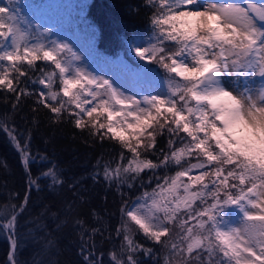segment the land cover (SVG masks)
Wrapping results in <instances>:
<instances>
[{
	"label": "snow or ice",
	"instance_id": "obj_1",
	"mask_svg": "<svg viewBox=\"0 0 264 264\" xmlns=\"http://www.w3.org/2000/svg\"><path fill=\"white\" fill-rule=\"evenodd\" d=\"M152 7L156 42L133 51L148 61L156 78L152 64L165 70L167 94H152L155 89L148 86L151 90L146 95L142 90L139 98L125 95L128 90L121 91L114 81L75 64L81 57L68 44L51 39L48 28L33 27L13 7H0V91L6 100L8 93L14 96L13 111L22 97L38 93L35 103L55 119L67 113L75 127L126 149L120 152L126 163L104 165L106 181L136 180L145 170L155 177L158 168L178 166L175 175L162 182L157 178L155 188L135 206L121 207L115 233L122 240L109 253L112 264H139L138 253L152 255V249L133 239L137 231L167 250L164 264H264V3L152 0ZM40 60L54 68L40 67L33 77ZM57 80L60 87L54 90ZM29 84L42 87L29 91ZM0 130L27 157L28 141L21 145L7 120L0 121ZM165 131L168 151L161 149L163 158L154 162L146 153L155 154L156 137ZM41 175L50 186L63 183L54 166ZM38 180L29 182V192ZM27 200L28 193L19 205H4L0 215V232L10 240L7 264H20L22 240L16 229ZM229 212L239 216L233 220ZM76 224L81 226V264H104L92 240L102 229L89 232L83 221ZM45 227L37 218L29 235ZM52 246L49 239L44 248Z\"/></svg>",
	"mask_w": 264,
	"mask_h": 264
},
{
	"label": "trees",
	"instance_id": "obj_2",
	"mask_svg": "<svg viewBox=\"0 0 264 264\" xmlns=\"http://www.w3.org/2000/svg\"><path fill=\"white\" fill-rule=\"evenodd\" d=\"M20 2L25 3V7L31 4L43 7L50 0ZM72 4L67 3L66 6L76 13L87 36H92L90 49L99 55L98 60L116 62L121 59L131 70L142 71L141 68H145L151 71L150 78L154 82L164 84L168 89L165 70L152 64L159 73L156 78L154 72L143 64L148 61H140L135 56L134 44H131L135 39L146 40L148 37L149 40V35L155 31L151 24L155 11L152 0H82V5L75 8ZM51 5L54 6L53 2ZM46 64L36 61L37 69L31 75L36 77L40 67L46 68ZM36 88L41 87L38 84L28 85L29 91ZM7 96L6 100L5 91H0V121L7 120V126L16 130L21 145L28 141L27 157H24L9 135L0 130V215H3L4 205H19L28 193L27 204L18 217L16 229L22 240L17 255L20 264H35L36 261L41 264L53 261L55 264H81V257L77 254L81 226L76 224L77 220L83 221L89 232L92 228L102 229V235L92 238L95 251L97 255L103 253L104 264H112L109 253L118 250L122 240V236L117 237L115 233L121 223V207L125 203L132 204L144 192H151L158 182L157 178L162 182L163 177L175 175L178 166L173 164L167 170L158 168L155 177L151 170H145L136 180L128 179L119 184L114 180L106 181L103 178L104 165L115 167L117 163H126V160H120V152H127L126 149L110 139L101 140L99 136L90 135V129L75 127L73 118L67 113L61 119H55L49 109L35 103L38 93L22 97L15 111L12 109L14 96L11 93ZM84 119L88 120L87 117ZM179 135L186 134L181 132ZM156 139L155 154L146 153L154 162L163 158L161 149L168 151L169 134L165 131ZM127 155L131 156L130 153ZM53 166L63 181L60 185L50 186V179L41 175ZM37 178V185L29 192V182ZM129 184L132 186L129 187ZM13 193L15 197H11ZM229 215L238 217L239 213L229 212ZM37 218L46 227L29 235V229L35 227ZM57 225L60 227L57 228ZM177 231L174 230L169 239L175 238ZM89 232H85V237ZM49 239L53 241V246L46 251L44 245ZM133 239L153 250L151 256L138 253L136 259L139 264H164L168 255L164 247L146 239L140 231ZM9 252L10 240L6 233L0 232V264H7Z\"/></svg>",
	"mask_w": 264,
	"mask_h": 264
},
{
	"label": "rangeland",
	"instance_id": "obj_3",
	"mask_svg": "<svg viewBox=\"0 0 264 264\" xmlns=\"http://www.w3.org/2000/svg\"><path fill=\"white\" fill-rule=\"evenodd\" d=\"M52 2L54 6L51 5ZM71 2L74 8L82 5V0H66L64 2L62 0H50V2H46L43 7L39 4H31L25 7L26 4L20 2V0H0V7L16 8L21 18L27 17L32 21L33 27L41 25L44 28H48L50 30L51 39H56L68 44L69 47L81 57L80 61H74L75 64L85 67L86 70L91 71L95 76L108 78L114 81L115 84L121 86V91H124V89L128 90L125 91V95H133L135 93L137 94V98H139L138 94H140L142 90L143 94H148V91L151 90L148 86L155 89L152 94H156L157 92L167 94V87L164 84L154 82L150 78L151 71H147L145 68H141L142 71L137 69L131 70L121 59L116 62L105 60L101 62L98 60V58H100L99 55L94 51L92 52L90 49V44L93 39L92 36H87L85 30L80 26L77 20L76 13H73V9L68 10V6H66L67 3ZM233 2H238L246 6L248 3L259 5L264 3V0H233ZM41 31H43V28ZM154 32L149 35V40L148 37L146 40L135 39L131 44H134V47H141L148 46L149 41L155 43L156 41L152 39ZM65 56L70 57L71 53H65ZM40 61L45 62L43 60ZM45 63H47L46 68H48V70L54 68V65H51L50 62ZM59 87L60 83L59 80H57L53 88L54 90H59ZM64 99L67 100L68 98ZM89 106L90 105H86V107ZM136 201L137 200L131 205L135 206ZM229 216L232 217L233 220L236 219V216Z\"/></svg>",
	"mask_w": 264,
	"mask_h": 264
}]
</instances>
